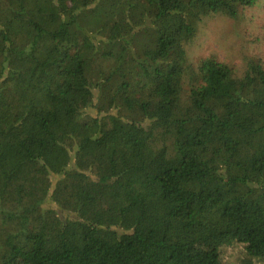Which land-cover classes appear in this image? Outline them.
Returning a JSON list of instances; mask_svg holds the SVG:
<instances>
[{
	"label": "trees",
	"instance_id": "1",
	"mask_svg": "<svg viewBox=\"0 0 264 264\" xmlns=\"http://www.w3.org/2000/svg\"><path fill=\"white\" fill-rule=\"evenodd\" d=\"M255 2L0 0V264H264V63L185 48Z\"/></svg>",
	"mask_w": 264,
	"mask_h": 264
},
{
	"label": "rangeland",
	"instance_id": "2",
	"mask_svg": "<svg viewBox=\"0 0 264 264\" xmlns=\"http://www.w3.org/2000/svg\"><path fill=\"white\" fill-rule=\"evenodd\" d=\"M263 37L264 0H256L253 6L242 9L235 18H229L220 13H213L202 18L198 23L195 36L185 48L189 64L193 67L197 66L201 58L213 57L231 66L236 75H241L248 59H260L264 63ZM183 84L187 91L188 78L185 77ZM105 122L107 123L106 128L110 129L112 127L111 118H106ZM143 126L153 135V149L161 154L165 141L160 125L151 119L143 122ZM94 178L89 181L98 186ZM85 180L87 179L84 178L81 182ZM70 181L71 177L68 174L60 181V186L65 188ZM239 249V247H234L226 250L225 262L227 264L235 262L240 252Z\"/></svg>",
	"mask_w": 264,
	"mask_h": 264
}]
</instances>
